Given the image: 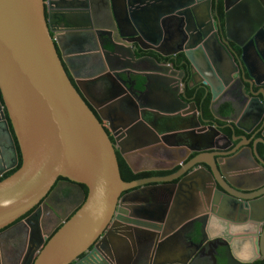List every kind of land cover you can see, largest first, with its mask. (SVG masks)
<instances>
[{"label":"water","instance_id":"obj_1","mask_svg":"<svg viewBox=\"0 0 264 264\" xmlns=\"http://www.w3.org/2000/svg\"><path fill=\"white\" fill-rule=\"evenodd\" d=\"M117 4L115 14L112 0H0V131L7 139L0 174L16 166L17 148L21 159L0 182V231L31 213L63 179L87 194L21 264H75L92 248L77 264H151L163 243L189 226L192 246L219 241L237 262L264 260V156L258 151L264 148V0ZM233 13L244 21L238 35L227 30ZM78 31H89L94 48L65 51L67 36ZM147 52L181 58L180 69ZM93 53L99 57L93 76L74 75L73 58ZM85 81L105 84L110 94L94 105L82 96ZM194 87L210 97L211 108L231 100V115L222 120L233 136L208 125L189 103L186 91ZM123 106L126 121L116 124L109 113ZM258 125L260 138L251 148L242 145ZM191 153L199 155L181 166ZM117 154L132 174L162 170L150 167L157 158L169 164L163 170L180 169L126 183ZM136 160L147 165L136 169ZM150 246L156 254H131ZM7 255L9 263L19 259ZM194 259L190 254L180 264Z\"/></svg>","mask_w":264,"mask_h":264},{"label":"flooded vegetation","instance_id":"obj_2","mask_svg":"<svg viewBox=\"0 0 264 264\" xmlns=\"http://www.w3.org/2000/svg\"><path fill=\"white\" fill-rule=\"evenodd\" d=\"M214 7L215 6L212 4L211 7L212 16L214 15L213 14ZM222 13L223 12H222L221 2H219L218 14L220 17H222ZM222 25H223V21H222ZM243 29H244L243 18L241 16H235V14L233 13L231 22L227 25V30H229V33L231 35L233 34L238 35V33ZM147 53H151V52H147ZM158 61L162 62L161 60ZM198 87H194L193 89H196V91L200 92L202 89ZM187 92L188 90L186 91V94H188ZM187 97L189 103L194 104V98L189 96ZM210 109L212 110L211 107ZM196 110L198 109L196 108ZM228 124L230 125V123ZM259 127L260 125H258L253 130V132L247 134L246 137L254 133L253 134L254 141L260 138L261 132L257 133ZM220 142L221 141H219V144H222ZM6 145H7V139L5 136L2 135L0 131V147L2 146L3 148L4 147L7 148ZM194 157L195 156H191L189 159L187 158L182 163L181 166L187 165L188 162L192 160ZM18 163H19V159L17 157L16 166L13 169H4L3 173L0 174V178L12 172L18 166ZM0 164L3 165L2 161H0ZM161 167L162 170H158V171H163V172L168 171L163 169L168 168L169 164H162ZM174 169H176L175 172H177L180 168L177 167ZM152 173H160V172L155 171ZM242 186L245 187V185ZM82 194L83 192L80 186L73 185L63 179H58L53 189L50 191L47 197L39 204V206H37L31 213L25 216V218H23L22 220H18L14 224L6 228L5 230L0 231V254H3V257L5 259L4 261L10 264L7 261L8 260L7 254H23V256L24 255L26 256V254H29V256H31L32 254H37V252L35 253V251L39 249L40 245L42 243L45 244L46 241L51 237V235L57 229H59L61 225L65 221H67L69 217L78 209V207L81 205L83 201ZM241 195H245V193ZM36 210H38L39 213L34 215ZM29 217L31 218L29 221L30 226L25 224V220L28 219ZM263 227L264 225H261V229ZM192 236H193V227L192 226L185 227L172 240L163 243L158 253L160 254V258L158 260H154V262L151 264H168L167 262L161 260V255L173 254V252L176 251L177 248L181 250L182 254H195V259L191 261V264H213L212 256L215 260V264H243L235 261L230 251L226 247H221L219 241L212 242L211 244H209L204 240L201 241L200 246H192L190 242L194 244L196 243L195 242L196 240L195 241L191 240ZM9 244H12V246L9 247ZM152 249L153 248L151 246L146 250L144 249L139 250L138 248H135L134 250H131V254H156L155 251H153ZM92 250L93 248L87 251L81 257H79L75 261V264L80 263L83 259H84L83 261L85 262L86 257L88 256L91 257L93 255ZM241 258L245 260V258L247 257L243 255ZM261 260H262L261 257H259L257 261H261ZM122 264H125V262H122ZM128 264L131 263L129 262ZM138 264H143V260L139 261Z\"/></svg>","mask_w":264,"mask_h":264},{"label":"crops","instance_id":"obj_3","mask_svg":"<svg viewBox=\"0 0 264 264\" xmlns=\"http://www.w3.org/2000/svg\"><path fill=\"white\" fill-rule=\"evenodd\" d=\"M97 1V0H96ZM95 8V12H99V6H94ZM112 9L114 11L115 14H118L117 12L119 11V7L117 4V0H112ZM255 12V11H254ZM103 13V11L101 12ZM79 33H73V34H79L80 36H73V37H69V35L67 36L66 40H65V47L64 49H66L65 51L68 52H73L74 54L78 53V52H88L89 50H91L92 48H94L95 46V42L92 40V36L89 33V31H78ZM152 53V52H151ZM94 55H91L90 57H76L73 58L72 62H70L71 66H72V73L74 75H78L80 77L83 78H87V77H91L93 76V74L95 73V66L98 64L99 62V57L98 55H96V53H93ZM147 54V53H146ZM154 54V53H153ZM143 55V53H142ZM75 56H81V55H75ZM87 83H85L86 85L82 86V96L85 97V99L89 100L91 103H93L94 105H97L99 103H101L103 100H105L108 97V94H110L106 88L105 84H93V82H89V81H85ZM182 87V86H181ZM180 87V90H181ZM210 98V97H209ZM231 100L228 98H223L221 100H219L217 103H215V105L212 107V111L215 114L216 109L223 105V104H230ZM238 111V109H237ZM126 113H127V108L125 106L123 107H119L117 109H113L110 111L109 113V117L110 119L115 122L116 124H122L123 122L126 121ZM231 115V114H230ZM215 118H218L215 116ZM229 118V117H228ZM223 121V120H221ZM236 121V118H235ZM225 123V128L229 129V124L226 121H223ZM202 125V124H201ZM229 131L231 132V136H233L232 131L229 129ZM238 130H235V132ZM240 132V131H239ZM240 135H235L237 137L243 136V133L240 132ZM254 134V133H253ZM253 134L249 135L246 138L248 139V142L245 141H241V144L244 145L245 147H252V143H253V139L254 136ZM219 139V137L217 138ZM235 142H233V146H235L239 141L238 140H233ZM220 143H225L224 140H221ZM1 148H3L1 146ZM1 150V149H0ZM208 152H212V151H208ZM199 155V153H191V155L189 156V158L191 156H197ZM188 158V159H189ZM203 161L206 162H210V159L206 156H204ZM155 164L153 166V168H157V169H161V165L162 160H159L158 158L155 161H152ZM135 168L139 169L142 167H145L147 164L143 163V161L140 160H136L134 162ZM157 172H163V171H158ZM155 171H151L148 173H152ZM165 172H169V171H165ZM141 174V173H138ZM173 174V173H172ZM171 175V174H170ZM168 175V176H170ZM163 177H167V176H163ZM176 183V182H174ZM190 254H182L181 250H179V248L176 249V251L173 252V254H163L161 255V260H163L164 262H167L168 264H180L184 261L185 258H187V256ZM14 261H11L10 264H15L16 259H13Z\"/></svg>","mask_w":264,"mask_h":264},{"label":"trees","instance_id":"obj_4","mask_svg":"<svg viewBox=\"0 0 264 264\" xmlns=\"http://www.w3.org/2000/svg\"><path fill=\"white\" fill-rule=\"evenodd\" d=\"M147 54H148V56H153L157 60L168 62L171 65H173L174 67H176L177 69H180L179 65H180V59L181 58H179L177 60V62H174V61L170 60L169 58L159 59L158 56L154 55L153 53H147ZM147 54H145V55H147ZM187 93H188L187 96L194 98L195 107L198 109L199 112H201L203 120L207 121L208 124H212V125L216 124L217 126H219V128H221V133H223L227 137H231V135H232L231 132L229 131V129L225 128V123L223 121H221L222 119L228 118L230 116L231 111H232L231 108H230V105L223 104V105L219 106L216 109L215 114H214V112L210 109V98H209V96L205 95V92L203 90H201L199 92V91H196V89H193V90L188 91ZM215 116L218 117L221 120L216 119ZM10 132L12 134V130L11 129H10ZM240 134L241 133L239 131L235 132V135H240ZM258 151H259L260 156H264V148L261 145H258ZM17 157L19 159L18 166L12 172H10L7 175H5L2 178H0V182L2 180H4V179L8 178L10 175H12L15 171H17L20 168L21 159H20V155H19V152H18V148H17ZM117 162H118V166H119L120 177H121L122 181H124L126 183L138 181V180H141V179L151 178V177L168 176V175H170V174H172V173H174L176 171V169H174V170L169 171V172L132 174L131 171L129 170V168L127 167V165L125 164V162L123 161V159L118 154H117ZM80 187L82 189L83 194L86 196V194H87L86 188L84 186H80ZM28 214H26L25 216H27ZM25 216L22 217L20 220L25 218ZM254 264H264V260L257 261Z\"/></svg>","mask_w":264,"mask_h":264},{"label":"rangeland","instance_id":"obj_5","mask_svg":"<svg viewBox=\"0 0 264 264\" xmlns=\"http://www.w3.org/2000/svg\"><path fill=\"white\" fill-rule=\"evenodd\" d=\"M3 111H4V109H3ZM11 246H12V244H9V247H11ZM17 255H19V256H17V257H19L17 263H18V264H21V262H22L24 256H23V254H17Z\"/></svg>","mask_w":264,"mask_h":264}]
</instances>
